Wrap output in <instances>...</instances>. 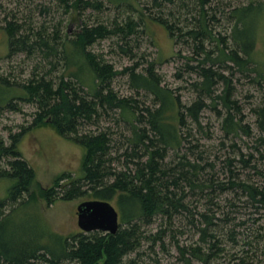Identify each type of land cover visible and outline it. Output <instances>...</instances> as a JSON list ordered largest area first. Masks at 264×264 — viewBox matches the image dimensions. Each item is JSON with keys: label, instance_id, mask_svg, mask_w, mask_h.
<instances>
[{"label": "trees", "instance_id": "trees-1", "mask_svg": "<svg viewBox=\"0 0 264 264\" xmlns=\"http://www.w3.org/2000/svg\"><path fill=\"white\" fill-rule=\"evenodd\" d=\"M148 2L158 8L160 15L149 13L144 18L140 12L139 21L126 16L122 21L113 19L110 25H106L100 21L81 22L80 13L87 9L101 10L107 5L117 9L130 8L131 0H57L55 4L61 5L64 13H69L70 21H79L78 30L70 39L63 38L59 26L49 30L44 24L45 27H33L18 18L5 20L2 29L6 36L7 56L19 52L36 55L43 62V69L35 68L38 71L33 70L22 82H12L7 76H0V111L16 110L12 99L33 103L37 110L31 125L49 124L84 149L82 175L63 183L56 181L57 189L42 190L41 193L49 201L81 196L114 201L119 225L114 233L93 230L62 235L46 227L20 242L9 243L0 237V264H143L141 247L144 242L150 243L152 249L156 242L163 241L168 228L173 238L172 219L190 217L191 225L195 226V215L200 245L183 249L177 242V247L183 264H197L192 258L209 264L212 255L221 251L218 236L223 233L215 228L214 213H209L210 209H194V213L186 198L199 193L205 199H211L210 206L214 204L210 194L214 196L217 189L232 188L236 190V198L244 196L245 200L264 209V185L239 179V173L231 167L233 162L248 166L254 158L252 153L245 157V153L237 152L224 159L230 172V187L221 182L213 185L214 174L206 171V167L212 168L213 164L190 157L194 154L191 149L194 145H184L190 131L185 133L183 130L187 125L200 128V113L212 104L215 113L222 117L221 127L226 136L240 132L250 136L251 130L243 123L244 116L233 98L231 77L236 71L253 72L260 98L251 107V112L258 131L257 142L264 146V86L261 85L264 60L255 58L257 39L253 26L251 29L245 26L244 14L263 11V3L248 0V3L229 9L228 17L233 24L226 36L213 30L212 24L218 21L215 17L217 3L212 6L213 0ZM166 5L183 9V19H180L181 14L176 16L172 10L163 15ZM42 8L40 11L49 9ZM151 20L161 24L175 42L183 41L190 46V55H186L184 66L195 75L191 80L195 98L188 104H183L172 88L162 84L155 69V64L162 62L161 57L159 61H149L141 70L138 63L123 68L129 87L136 93L143 90L151 96V103L141 104L132 95H118L113 90L112 81L118 71L102 54L89 49L97 40L115 36L119 39L116 41L119 49L124 54L133 55L128 44L138 32L137 26L142 24L144 29L150 30L148 23ZM56 69L61 73L53 76ZM218 84H222L220 89H217ZM216 105H220V109ZM102 118L122 122L125 126L124 141L114 145L115 148L111 145L112 128L101 125ZM92 124L96 126L94 129L84 127ZM20 134L11 135L10 144L4 145L0 141V157L6 156L9 166L8 170H1L0 175L14 180L7 196L0 200V225L8 214L4 212L5 206H10L11 211L25 206L33 197L30 190L33 169L21 157L17 147ZM183 145L185 151H182ZM257 153L260 159L264 158L261 151ZM116 161L119 165L115 164ZM256 172L264 179V170L256 169ZM205 189L208 191L204 192ZM23 194L27 195L26 198ZM157 215L165 218L167 224L151 230L149 226ZM202 244L206 245L205 253L200 249ZM248 259L247 255H239L228 264H251ZM155 264H159L158 261Z\"/></svg>", "mask_w": 264, "mask_h": 264}, {"label": "rangeland", "instance_id": "rangeland-1", "mask_svg": "<svg viewBox=\"0 0 264 264\" xmlns=\"http://www.w3.org/2000/svg\"><path fill=\"white\" fill-rule=\"evenodd\" d=\"M255 1H261L264 5V0ZM56 2L57 0H0V76H7V79L12 82H22L30 77L33 70L38 71L35 68L43 69V62L36 55L27 56L24 52H19L7 56L6 36L2 29L6 23L5 20L18 18L33 27L45 25L49 30L59 26L62 28L63 38L70 39L78 30L79 21L89 23L100 21L110 25L113 19L122 21L126 16L139 21L138 14L140 12L143 13L144 18L145 16L148 17L149 13L160 15L158 8L152 7L148 0H131L132 6L130 8L121 7L117 9L107 5L101 10L87 9L80 13L79 18L81 20L77 22L70 21L69 13H64L62 6L56 5ZM211 3L212 6L217 3L215 17L218 21L212 24L213 30L216 34L227 36L233 24V20L228 17L229 9L238 4L248 3V0H213ZM44 6L46 8H42ZM166 7L163 15L168 10H172L174 15L179 16L181 14L180 19H183L182 13L185 12L183 9L180 10L175 5H166ZM41 8L48 11H40ZM244 14L245 26L248 29L253 26L257 39L254 47L255 58L264 60V10L258 11L256 14L251 11ZM170 19L173 20L172 17ZM148 26L150 30L144 29L142 24L137 26L138 32L128 44L133 55L124 54L119 49L116 44L119 39L115 36L99 39L89 49L96 54H102L118 71L112 81L113 90L118 95H132L141 104L151 103V96L143 90H139L137 94L135 90L131 89L123 68L138 63V69L141 70L149 61H159L161 57L163 60L155 64V69L162 78V84L172 88L179 95L183 104H188L195 98V92L191 85V80L195 78V75L188 72L184 66L186 55H190V46L183 41L175 42V39L168 36L164 27L153 20L148 23ZM177 72L180 74L177 75ZM60 73L61 70L56 69L53 76H58ZM254 75L253 72L240 73L236 71L231 77V83L234 87L233 98L237 100V104L240 106L241 114L244 116L243 123L247 124L251 130L250 136L242 132L237 135L229 134L226 136L221 127L222 117L215 113L209 101V106L207 105L200 113L201 127L196 128L193 125H187L183 128L185 133L190 131V135L187 134L189 142L186 141L184 145H194L191 147L194 154H190V157H197L201 163L207 161L209 165L213 164L212 168L206 167L209 174H214L213 185L221 182L225 184V187H230L228 180V178L231 179L230 172L224 163V159L235 156L237 152L245 153V157H248L247 153H252L254 156L246 167L233 162L231 167L235 173H239L238 178L264 185V179L256 172V169L264 170V158L260 159L259 153H257L259 150L264 155V146L257 142L258 131L254 123V115L251 112V107L256 105L260 98L259 86L254 81ZM261 81V85L264 86V79ZM221 86L222 84H218L217 89H220ZM12 103L16 110L4 109L0 111V141L4 145L10 144V136L21 133L17 139V147L21 157L33 169L30 186L33 197L25 206L14 210L10 211V206L4 207V212L8 214L0 225V237L9 243L20 242L22 239L32 238L39 229L43 231L46 227L51 232L62 235L81 232L82 230L77 225L76 206L87 198L84 196L70 200L55 198L49 201L41 191L57 189L56 181L63 183L69 179L80 177L82 175L81 164L84 149L72 139L60 135L49 124L31 125L37 110L35 104L18 98L12 99ZM216 108L220 109V105H216ZM111 116L117 117L113 114ZM109 118H102L100 124L110 125L112 128L110 130L113 138L111 145L115 148L114 145L124 141L125 126L122 122L115 123L111 120L112 118ZM84 127L94 129L96 126L92 124ZM233 144L234 146H232ZM184 145L182 151H185ZM123 148L125 146H122ZM6 160V156L0 157V172L9 169ZM115 164L119 165V162L116 161ZM13 183L12 178L0 175V200L7 196ZM206 191L208 189L204 190V192ZM217 191L214 196L210 194L214 202L210 206L208 203L211 199H205L199 193L190 195L185 200L189 203V208L193 209L191 211L210 209L209 213H214L215 228L223 233V235L218 236L221 239L219 244L221 251L216 256L212 255L213 258L209 264H228L229 260L239 255H247L251 264H264V216L262 215L264 209L257 206L256 203L245 200L244 196L239 199L236 198L234 193L236 190L232 188ZM23 196L26 198L27 195L23 194ZM232 201L235 204H232ZM111 203L115 204L114 201ZM190 216L192 217L191 214ZM196 217L195 215V226L191 225L190 217H174L171 221L174 237L172 238L170 228H168L163 241L156 242L152 249L149 247L150 243L144 242L141 247L142 263L155 264L158 261L159 264H183V257L177 246L185 249L189 246L200 245ZM160 224L165 226L167 221L157 215L153 218L149 228L155 230ZM201 247L202 253H205L206 245L202 244ZM131 255L134 256V253ZM192 259L194 263H203L195 258Z\"/></svg>", "mask_w": 264, "mask_h": 264}, {"label": "water", "instance_id": "water-1", "mask_svg": "<svg viewBox=\"0 0 264 264\" xmlns=\"http://www.w3.org/2000/svg\"><path fill=\"white\" fill-rule=\"evenodd\" d=\"M77 225L84 232L114 233L119 225L118 211L108 200L86 199L76 206Z\"/></svg>", "mask_w": 264, "mask_h": 264}]
</instances>
